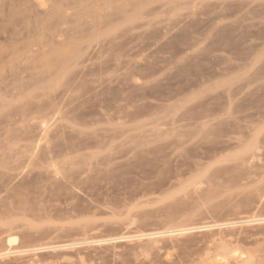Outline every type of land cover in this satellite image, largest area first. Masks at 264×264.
I'll return each instance as SVG.
<instances>
[{
    "label": "rangeland",
    "instance_id": "obj_1",
    "mask_svg": "<svg viewBox=\"0 0 264 264\" xmlns=\"http://www.w3.org/2000/svg\"><path fill=\"white\" fill-rule=\"evenodd\" d=\"M0 255L264 264V0H0Z\"/></svg>",
    "mask_w": 264,
    "mask_h": 264
},
{
    "label": "bare ground",
    "instance_id": "obj_2",
    "mask_svg": "<svg viewBox=\"0 0 264 264\" xmlns=\"http://www.w3.org/2000/svg\"><path fill=\"white\" fill-rule=\"evenodd\" d=\"M175 227H176V226H175ZM179 228H180V226H179ZM173 231H175V230H167L166 233H167V232H173ZM164 232H165V231H164ZM163 234H164V233H163ZM221 252H222V251H221ZM221 252H220V253H221ZM229 252H230V251H229ZM222 253H223V252H222ZM227 253H228V252H227ZM1 255H2V254H1ZM1 255H0V256H1ZM221 257H222V256H221Z\"/></svg>",
    "mask_w": 264,
    "mask_h": 264
}]
</instances>
